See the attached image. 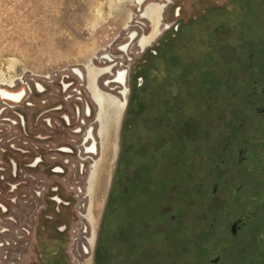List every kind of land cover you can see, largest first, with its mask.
I'll list each match as a JSON object with an SVG mask.
<instances>
[{
	"label": "rangeland",
	"instance_id": "374dc122",
	"mask_svg": "<svg viewBox=\"0 0 264 264\" xmlns=\"http://www.w3.org/2000/svg\"><path fill=\"white\" fill-rule=\"evenodd\" d=\"M207 3L0 0V264H39L41 216L94 264L135 68Z\"/></svg>",
	"mask_w": 264,
	"mask_h": 264
},
{
	"label": "trees",
	"instance_id": "16d2710c",
	"mask_svg": "<svg viewBox=\"0 0 264 264\" xmlns=\"http://www.w3.org/2000/svg\"><path fill=\"white\" fill-rule=\"evenodd\" d=\"M262 5L264 0H231L221 16H203L179 28L172 38L167 32L160 49L152 47L142 56L121 124L112 201L102 217L94 264L165 260L163 229L147 197L169 195L170 188L184 177L192 162L190 155L198 153L207 135L213 102L225 98L228 64L242 53L239 50L247 52L250 46L251 28L242 25L240 12L254 10L258 23L263 20L259 16ZM215 46L220 52H214ZM152 51H160L161 56H153ZM211 52L216 56L208 60ZM139 77L143 80L140 88ZM199 97L203 103H194ZM185 147L189 151L183 152ZM38 220V263L70 264L62 232L48 231L43 216Z\"/></svg>",
	"mask_w": 264,
	"mask_h": 264
},
{
	"label": "flooded vegetation",
	"instance_id": "af4514ba",
	"mask_svg": "<svg viewBox=\"0 0 264 264\" xmlns=\"http://www.w3.org/2000/svg\"><path fill=\"white\" fill-rule=\"evenodd\" d=\"M207 1L208 7H200L190 20L170 28L171 38L179 28L203 16H221L223 8L231 4V0ZM261 8L259 16L263 20L258 23L254 10L240 12L242 25L251 28L250 46L247 52L239 50L242 53L228 62L225 98L213 102L207 135L198 153L190 155L192 162L185 168L184 177L170 188L169 195L147 197L153 205L154 219L156 214L159 217L166 242L162 252L165 260L155 264H264V5ZM162 42L155 49H160ZM214 49L220 52L219 47ZM159 52L151 53L161 56ZM215 56L208 53L207 59ZM136 81L140 88L143 80L139 77ZM117 82L123 83L122 74ZM0 92L12 100L21 97ZM194 103L203 102L199 97ZM183 150L189 151L186 147ZM122 170L126 172L123 165ZM115 172L104 211L112 201Z\"/></svg>",
	"mask_w": 264,
	"mask_h": 264
},
{
	"label": "bare ground",
	"instance_id": "6f19581e",
	"mask_svg": "<svg viewBox=\"0 0 264 264\" xmlns=\"http://www.w3.org/2000/svg\"><path fill=\"white\" fill-rule=\"evenodd\" d=\"M6 95H7V94H6ZM3 96H4V95H3ZM9 96H10V95H9ZM9 96H8V97H9Z\"/></svg>",
	"mask_w": 264,
	"mask_h": 264
}]
</instances>
